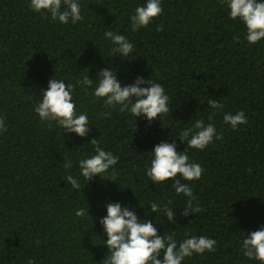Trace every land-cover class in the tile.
I'll use <instances>...</instances> for the list:
<instances>
[{
  "label": "trees",
  "instance_id": "obj_1",
  "mask_svg": "<svg viewBox=\"0 0 264 264\" xmlns=\"http://www.w3.org/2000/svg\"><path fill=\"white\" fill-rule=\"evenodd\" d=\"M80 3L82 19L60 24L33 13L28 0H0V115L7 125L0 132V264H102L107 250L97 218L105 214L106 197L145 207L149 200H170L181 207L173 213L177 225L166 217L155 220V213L148 219L160 222L161 233L175 231L177 239L187 231L217 241L213 252L183 264H258L239 252V241L243 232L264 225V38L249 45L222 0H162V13L136 32L129 14L143 0ZM108 28L134 44L131 60L110 58L102 38ZM110 65L125 83L137 75L161 83L170 112L148 126L77 88L73 100L88 113L91 130L84 138L70 134V140H63L55 121L33 112L39 89L54 72L74 83L88 69L94 78ZM209 96L224 105L211 121ZM240 110L247 123L232 130L223 113ZM198 118L212 122L219 136L202 151L175 137ZM94 137L118 157L108 177L116 183L95 177L73 189L65 176L78 174L76 161L92 151L87 143ZM162 139H175L177 150L185 148L204 169L199 180L182 181L192 185L198 208L187 218L180 215L186 198L144 176L147 151ZM66 160L71 168L64 167ZM87 204L91 218L77 217L75 209ZM137 215L142 218L144 209Z\"/></svg>",
  "mask_w": 264,
  "mask_h": 264
},
{
  "label": "clouds",
  "instance_id": "obj_2",
  "mask_svg": "<svg viewBox=\"0 0 264 264\" xmlns=\"http://www.w3.org/2000/svg\"><path fill=\"white\" fill-rule=\"evenodd\" d=\"M222 2L228 9L229 19L239 21L243 25L244 40L249 45L264 38V0ZM161 5L162 0H143L142 4H137L129 14L131 31L136 32L152 23L154 18L162 13ZM28 7L33 13L48 14L60 24H76L82 19L80 0H28ZM102 38L109 44L110 58L115 56L125 61L134 57V44L127 36L108 28L103 32ZM118 76V69L111 65L97 71L94 78L89 77L88 69L87 74L78 77L74 83L66 82L54 72L48 79L47 86L40 88L38 95L35 94L38 99L32 110L41 121H55L61 129V136L64 134L63 140H70V134L81 138L90 134L88 113L78 110L73 100L77 88L90 90L92 97L102 100L107 108H118L120 112L130 114L136 120L139 117L145 120L148 126H151L153 120L159 121L161 115L170 112L169 96L161 83L150 77L145 79L141 75H137L131 83H125ZM207 106L212 110L209 121L211 115L223 111L224 108L220 101L210 96ZM192 119L193 117L190 120ZM223 122L235 130L247 123V117L243 110L235 113L225 112ZM6 127L5 120L0 115V132ZM175 137L184 144L186 141L188 148L201 151L213 143L214 139H219L214 124L205 123L202 118L195 119L190 125L180 129ZM87 144L92 145V151L76 161L78 174H67L66 184L73 189H79L82 180L86 182L85 187L95 177H99L101 181L115 182L108 177L110 170L117 165L118 157L112 151H106L100 145L98 137L92 138ZM147 153L150 155L144 167V176L152 185H166L177 197L186 198V206L182 207L180 215L187 218L189 214H196L198 208L193 205L195 196L192 185L182 181L199 180L204 171L202 166L189 158L185 148L178 151L175 139L171 142L162 139ZM64 167L71 168L72 161L66 160ZM105 201V214L97 218L105 236L104 239H98L102 242L100 245L107 250L101 260L102 264H183L194 254L199 256L211 253L216 248V239L207 235L186 231L182 239H177L175 231L160 232L158 225L162 217H166L169 224L177 225L173 213L181 207L171 206L170 200H149L146 207L141 206L139 200L137 205L125 204L119 200L112 201L110 197H106ZM137 208L144 209L142 218L137 215ZM151 213L156 214L155 220L159 216V224L148 219ZM75 215L90 217L88 204L86 208L75 209ZM239 252L249 261L264 264V225L254 231L243 232L239 241ZM28 264H35V261L29 260Z\"/></svg>",
  "mask_w": 264,
  "mask_h": 264
}]
</instances>
